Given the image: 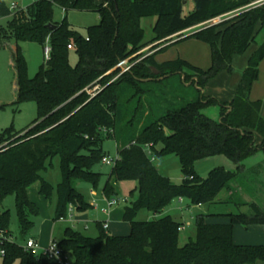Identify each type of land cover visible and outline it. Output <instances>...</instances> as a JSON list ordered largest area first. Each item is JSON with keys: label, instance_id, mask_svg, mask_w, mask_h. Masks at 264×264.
Returning a JSON list of instances; mask_svg holds the SVG:
<instances>
[{"label": "trees", "instance_id": "16d2710c", "mask_svg": "<svg viewBox=\"0 0 264 264\" xmlns=\"http://www.w3.org/2000/svg\"><path fill=\"white\" fill-rule=\"evenodd\" d=\"M193 1L194 9L184 15L186 0H103L101 4L96 0H35L24 9L13 11L5 0H0V22L8 19L5 25L0 24V36L16 41L12 62L17 104L34 101L37 107V117L28 126L18 130L11 125L0 132V230L10 233L11 213L3 208L10 195L15 197L21 234L26 237L34 227L31 215L38 214L39 209L29 198V187L40 181L39 193L51 199L54 188L42 172L56 157L62 181L58 185L55 220L66 218L70 206L78 210L89 208L91 205L76 182L98 187L103 174L95 167L106 157L103 141L114 137L118 156L103 192L109 199L118 198L119 182H137L139 196L124 208L123 214L131 229L127 235H113L99 222V234L92 237L66 227L57 243L76 264H264V244L241 245L233 238L235 225L264 224V211L255 204L254 214H227L228 223L208 222L207 215H198L195 237L184 245H179L182 223L172 215L136 220L140 209L160 214L177 198H187L192 205L207 204L228 189L230 199L234 195L230 183L237 173L219 166L203 178L195 171L196 162L223 155L238 165L264 151L262 101L250 98L264 59V41L249 59L232 100H220L200 89H205L222 70L231 72L234 55L244 53L256 41L264 30V4L184 38L210 45L212 65L207 69L181 58L158 63L156 53H139L149 44L256 0ZM57 6L65 13L74 9L97 11L100 21L88 28L85 37L68 24L66 16L62 22L54 20ZM150 17L156 20L150 29L152 37L146 41L142 19ZM49 24L56 27L50 28ZM48 36L51 59L30 77L20 43L44 45ZM71 49L79 57L75 66L69 62ZM130 57L131 61H138L129 70L121 73V68H115ZM173 75L184 76L191 86L197 82L200 88L177 104L165 98L162 102L166 101L167 106L159 105L154 113L144 104L151 101L149 96L154 89L144 82ZM94 83L102 89L92 96L86 88ZM211 105L220 107V120L203 112ZM135 117L137 130L131 129ZM147 144L155 160L168 154L179 158L184 175L180 184L161 173L145 150ZM0 249L5 252L3 264L57 263L46 254L34 255L16 241H2Z\"/></svg>", "mask_w": 264, "mask_h": 264}, {"label": "rangeland", "instance_id": "374dc122", "mask_svg": "<svg viewBox=\"0 0 264 264\" xmlns=\"http://www.w3.org/2000/svg\"><path fill=\"white\" fill-rule=\"evenodd\" d=\"M5 1L9 6L15 2L18 5V9H24L35 0ZM96 2L97 4H101L103 0H96ZM193 5L194 1L188 0L184 5V11L188 12V10L194 7ZM65 16L68 24L85 37L88 35V28L98 24L100 21V14L97 11L74 9L65 13L61 7H55L54 20L56 22H62ZM7 20V18L1 19L0 24L5 25ZM155 20V17L142 19V26L146 29V41L150 40L152 37L150 29L155 23ZM216 22L215 24H218V21ZM205 26L206 25H203V27ZM203 27L197 26L191 28L192 30L191 32L189 30L187 36ZM168 38L169 37L163 40L168 41ZM263 41L264 30L260 32L256 41L251 43L244 53L234 55L232 59L233 70L231 72L222 70L211 80H214L212 83H227L229 79V85H234L237 89L242 78V67L248 64L249 59L257 50L258 45ZM20 45L28 62L29 76L34 77L40 66L44 63L43 45L37 42H21ZM15 48L16 41L14 39H4L0 36V132L11 125H14L18 130L23 129L37 117V107L34 101H25L17 104L16 73L12 62ZM164 52L160 58L172 60L181 58L206 69L212 65V50L210 45L195 38H187L173 44ZM142 54L144 55L145 53ZM68 57L70 64L75 66L79 58L77 51L75 49L69 50ZM131 62L133 63V61ZM144 84L152 86L154 89V92H151V96H149L151 101L149 102L148 100L144 102L147 107L153 109L152 111L154 113L158 112L157 108L159 105H161V107L167 106L168 103L166 101L162 102L165 98L177 104L184 98L188 100L189 96L191 94L195 95L198 89V87L190 85L191 81L185 82L183 76L181 77L179 75L169 76L163 80L158 78L156 81L144 82ZM229 89H231V87H229ZM217 90L218 89L214 87L211 95L217 96ZM251 91L252 100L262 101V113L264 115V59L259 67L258 79L253 84ZM135 99L137 101L138 97ZM203 112L213 119L220 120V107L218 105L207 106L203 109ZM137 128V118L135 117L131 124V129L137 130ZM103 149L106 156L110 159L117 158L118 144L114 137L104 138ZM260 156L263 157V161L259 158ZM154 163L161 173L168 176L173 183L180 184L182 182L184 175L181 171L179 158L176 155H163L157 158ZM235 165L236 164L227 157L219 155L212 159L205 158L198 160L195 164V171L201 177L205 178L212 168L223 166L227 170L237 171ZM244 165L248 168L238 172L231 180L230 184L234 195L230 199H228L230 196L228 189H223L219 193L216 202L204 204L202 207L192 205L187 198H183V201L180 203L177 198L168 204L160 214H156L157 216L170 214L180 223L185 224L184 228L180 229L179 245H184L190 238L195 237V219L200 214H204L205 212H208V214H219L214 216L204 214L210 219L226 218L228 217L226 216L227 213L254 214V204L264 211V151L261 150L250 159H247ZM251 166H254V168L250 169L249 167ZM112 167L113 164H106L103 162L95 167L96 171L103 174L97 188L92 187L89 183L84 181L76 182V187L89 201L91 205L89 208L86 210H78L70 206L68 207L66 218L55 220L58 204V185L62 181V173L59 158H54L52 165L42 172V176L53 185L54 189L51 199L39 193L41 186L40 181H36L29 187V198L36 203L39 213L31 215L34 227L29 231L26 237H24L20 231L14 195H10L4 200L3 208L9 209L11 213V238L24 246L28 239L35 237L38 244L37 249L40 251L45 249L53 240L59 242L64 236L65 228L69 226L86 235L95 237L99 234L98 223L106 220L111 226L109 229L111 234L112 232H118L120 235L129 234L131 226L129 222L123 219L122 213L126 206H131L138 198V184L134 180L119 182V203L114 204L111 207L110 213L107 214L104 209L108 207V198L104 195L103 186L108 179V174ZM70 208H73V216H70ZM153 217L154 213L152 211L147 208H142L139 210L136 220L149 221L152 220ZM112 226H115L116 229H112ZM241 226L245 231L250 233L251 228H247L250 224ZM68 255L73 259L70 253ZM0 264H3V257L1 255ZM13 264H18V261H15ZM257 264L263 263L259 261Z\"/></svg>", "mask_w": 264, "mask_h": 264}, {"label": "built area", "instance_id": "2783aa9c", "mask_svg": "<svg viewBox=\"0 0 264 264\" xmlns=\"http://www.w3.org/2000/svg\"><path fill=\"white\" fill-rule=\"evenodd\" d=\"M261 4H264V0H256V1L250 3V4L246 5V6H243L241 8H238V9H236L234 11L229 12V13L220 15V16H218L216 18H213V19H211V20H209V21H207L205 23L199 24L197 26H202L203 27V25H206L205 27H207V26H210V25H213V24L217 23L216 21H218V23L223 22L225 20H228V19L236 16L237 14H239L240 12H242L243 10H247V9H249L251 7H255V6H258V5H261ZM10 9L12 11L18 9L17 3L13 2L10 5ZM197 26H194V27H197ZM189 30L191 32L192 29L189 28L187 30H183L182 33L181 32L176 33V34H174V36L172 35V37L189 33ZM69 48H72V45H69ZM51 56H52V46H51V43H50V37L48 36L46 38V40H45L44 45H43L44 63H47L48 61H50ZM131 58L132 57H130V58L126 59V60H123L115 68H121L122 69V72L121 73L129 70L131 68V66L135 62L138 61L137 60V61H135V62L132 63L131 62ZM114 69H112V70H114ZM112 70H110L109 72H111ZM86 89H87V91H88L89 94H91L92 96H94V95H96L102 89V87H101L100 84L94 83L93 85H90ZM145 150L148 153V155H150L152 157V160H155L154 156H152L151 146L147 144V146L145 147ZM115 160L116 159H110L109 157L106 156V157L103 158L102 162L103 163H106V164H114L115 163ZM117 203H119V199L118 198H110V199L108 198V207H106L104 209V211L107 214H109L110 213V210H111V207L114 204H117ZM103 226H104L105 229H108V227H109L108 221L104 222L103 223ZM183 228H184V226H181V229H183ZM5 240L14 241L11 238V235H10V233H8V231H6V230H0V242L5 241ZM24 247H25V249L31 250V252L34 255H37L38 256L40 254H46L49 257H52V258L56 259V261H57L56 264H76L74 262V260L69 257L68 253H64L62 251V249L59 247L58 243L56 241H54V240L51 241L49 243V245L45 249H42L40 251H39V249H37V247H38L37 240L34 239V238L28 239L25 242ZM4 254H5L4 250L3 249H0V255L3 256Z\"/></svg>", "mask_w": 264, "mask_h": 264}, {"label": "crops", "instance_id": "0c3cea01", "mask_svg": "<svg viewBox=\"0 0 264 264\" xmlns=\"http://www.w3.org/2000/svg\"><path fill=\"white\" fill-rule=\"evenodd\" d=\"M187 2H188V0H186L185 4ZM193 6L195 7V4ZM194 7L191 10H188V12L184 11V15H187L188 13H190L194 9ZM181 33H182V31H181ZM187 34L188 33L182 34L179 37L178 36H175V37L170 36L168 38V41L167 40H165V41L164 40L163 41L161 40V41L154 42L152 44H149L145 48H143L139 53H145L143 56H147V55H149L151 53H156L155 54V59H156V61L158 63H162V62H165V61L172 60V59H163V58H160V57L163 55V52L166 51V49H168L170 46H172L173 44H176L178 42H181V41L185 40L184 38L187 36ZM180 39H183V40H180ZM154 46H156V47L154 49H152V47H154ZM166 46H168V47L164 51L158 52L161 48H164ZM232 67H233V65H232ZM246 67H247V65L242 67L241 76L243 75V72H244V70H245ZM204 69H206V68H204ZM212 82H214V80L208 82L207 85H206V87H205V94L206 95H211V93H213L212 89L214 87H216L218 89L216 91L217 92V94H216L217 96L216 97H218L220 100H223V101H230V100H232V98L234 97L237 89H236V86H234V85L233 86H230L229 85V79L227 80V83H223L222 82L220 84H213ZM229 87H231V89H229ZM211 96H213V95H211ZM250 98H251V94H250ZM262 115H263V113H262ZM263 117H264V115H263ZM253 156H251V157H253ZM214 157H209V158H206V159H210V158L212 159ZM251 157H249L247 159H250ZM259 158L263 161V157L262 156H260ZM247 159L244 160L241 164H238V165L236 164L235 165L236 166L235 168L237 169V171H233V172L238 173V172H240L242 170H246L248 167L247 166L245 167L244 162H246ZM249 168L250 169H253L254 166H251ZM229 192L231 194V191H229ZM182 201H183L182 199H179V202L180 203ZM216 201H217V199H215L212 203H214ZM203 205L204 204L196 205V207H202ZM70 211H71V215L70 216H73V213H72L73 208H71ZM123 214H124V210H123V213H122V217H123ZM204 214L213 215V216L214 215H219V214H208V212H205ZM227 214H226V216H228ZM155 217H158V216L156 214H154V217L153 218H155ZM206 220L208 222H214V223H228V222H230V217L228 216V217L223 218V219H210V218L207 217ZM106 221H104V222H106ZM104 222H101V223L103 224ZM108 225H109V227L106 230L109 232V229L111 228V226H110L109 223H108ZM182 226H185V224L183 223ZM114 228H115V226H112V229H114ZM247 228H251L250 233H248L247 231H245L241 225H235L234 226L233 238H234L235 243L241 244V245H260V244H264V230H263L264 224H252V225L250 224V226L247 227ZM109 233L111 234V232H109ZM112 234H114V235H120L118 232H115V233L112 232ZM33 238H35V237H33Z\"/></svg>", "mask_w": 264, "mask_h": 264}, {"label": "water", "instance_id": "95a60500", "mask_svg": "<svg viewBox=\"0 0 264 264\" xmlns=\"http://www.w3.org/2000/svg\"><path fill=\"white\" fill-rule=\"evenodd\" d=\"M48 26H49L50 28H54V27H56V25H54V24H49ZM155 72H158V71L155 70ZM183 78H184V76H183ZM149 80H151V78H149V79H141V81H149ZM195 86L198 87L197 82L195 83ZM198 88H200V87H198ZM200 89H201V91H202L203 93H205V89H204V88H200Z\"/></svg>", "mask_w": 264, "mask_h": 264}]
</instances>
